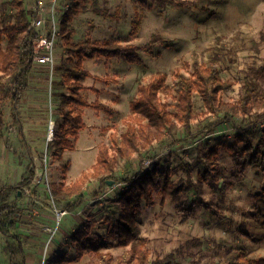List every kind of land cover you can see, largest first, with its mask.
<instances>
[{"label": "rangeland", "instance_id": "obj_1", "mask_svg": "<svg viewBox=\"0 0 264 264\" xmlns=\"http://www.w3.org/2000/svg\"><path fill=\"white\" fill-rule=\"evenodd\" d=\"M12 1L0 0V30L19 21L18 8ZM23 1L32 24L39 3ZM186 1L187 5L174 7L150 0H85V8L69 23L73 32L68 43L133 44L140 57V62L102 55L83 58L90 76L79 93L86 102L98 103L100 108L67 103L63 95H71L72 90L50 67L37 63L21 101L15 104L8 100L4 104L0 188L18 184L28 176L29 166L35 171L24 193H14L10 198L20 208L18 231L24 236L27 264L89 263L95 253L88 249L73 260L83 243L73 241V237L90 221L94 222L91 234L83 239L101 235L100 252L111 253L116 259L125 260L133 243L146 238L153 264H223L229 247L244 248L251 258L264 260V159L252 161L246 152L250 164L244 174L237 175L228 148L237 133L249 132L247 139L254 149L264 150V130L224 129L225 123L247 124L249 120L240 114L224 118L223 114L208 112L198 94L194 96V118L183 124L173 116L176 69L180 67L190 75L193 61L207 60L212 47H218L221 56V78L229 82L221 93L223 101L238 100L246 75H253L255 70L264 75V0ZM62 3L70 7L73 0ZM64 11L60 6L58 21ZM57 25L60 31L59 22ZM156 39L159 43L148 45ZM65 42L60 33L54 50L55 66L63 61L70 63ZM8 43L4 34L0 47L5 49ZM160 73L166 75V83L173 88L170 94H160L171 112L172 122L167 125L157 122L148 109L131 110L139 87ZM70 110L75 115L83 113L85 128L73 140V150L66 149L56 156V137L50 141L51 128L55 133ZM130 125L137 135L135 145L125 137ZM112 138L118 139L122 148ZM103 145L112 157L115 177L104 185L95 172ZM215 147L219 148L218 185L204 182L198 189L192 187L182 197L186 210H178L177 202L169 197H156L152 203L142 200L140 213L130 219L132 224L128 223L135 226L136 239L126 241L129 232L117 219L123 211L120 194L128 190V181L158 161L161 170H170L175 183H188V167L190 179L199 184V175L207 167L203 164L205 153ZM60 184L74 193L69 195L63 189V198L58 199L55 188ZM76 189L84 200L70 209L69 203L79 201ZM63 209L67 214L60 218L57 211ZM7 241L0 235V264H11L3 251Z\"/></svg>", "mask_w": 264, "mask_h": 264}, {"label": "trees", "instance_id": "obj_2", "mask_svg": "<svg viewBox=\"0 0 264 264\" xmlns=\"http://www.w3.org/2000/svg\"><path fill=\"white\" fill-rule=\"evenodd\" d=\"M150 1L160 5L169 4L174 7L188 4L186 0ZM23 3V0L12 1V4L18 8L19 21L0 30V40L5 34L9 41L5 49L0 47V127L4 124V104L8 100H12L15 104L21 101L29 88L30 78L37 63L34 59V41L39 37V33L31 27ZM84 8L85 0H73V4L65 9L59 18V32L63 33L66 41V52L71 56L68 57L70 63L63 61L54 66L53 71L72 90L71 95H63L67 103L74 102L81 106L91 105L100 108V104L86 102L79 93V90L84 88L83 81L90 76V72L83 66V58L102 55L109 58L124 57L129 62H140V57L137 47L133 44L122 45L116 41L110 44L92 41H84L77 45L68 43L73 32L68 28L69 23ZM159 41V39L152 40L148 45L157 44ZM217 48L212 47L209 49L210 53L207 60L195 59L191 64L190 75H186L180 67L176 69V88L174 90L177 103L175 104L173 116L178 122L187 124L194 118L195 94L202 98L204 107L208 112L223 114L224 118H229L230 114H240L251 122L264 116V75L259 70H255L253 75L248 74L242 79L241 93L236 102H225L221 99V93L229 87V82L221 78V56ZM172 92L173 88L166 83V75L160 73V75L153 77L147 85L139 87V95L131 102V110L136 112L140 109H148L157 122L162 125L170 124L172 121L170 119L169 104L161 99L160 94H170ZM83 128H85V122L82 112L75 115L70 110V112L65 113L62 125L54 133L56 137L55 155L61 154L66 149L73 150L75 148L73 140L79 138V132ZM143 128L145 127L143 126ZM250 130L257 131L259 129L250 128ZM248 133H237L235 142L228 147L234 158L237 175L244 174L250 164L245 155L246 152L251 154L252 161H256L258 158L260 160L264 159V150L254 149L251 141L247 139ZM125 137L130 144H137L138 139L133 125L128 127ZM112 140L118 145L120 144L118 139L112 138ZM244 140L245 145L241 148L240 144ZM119 146L122 148L121 145ZM218 152L219 148L215 147L205 153L203 164L207 167L205 172L199 175V184L192 182L190 179L191 173L188 167H185L189 175L188 183L186 185L175 183L170 170H161L158 161H155L144 173L135 174L128 181L130 184L128 190L123 191L119 199L123 211L117 222L124 225L129 232L126 241L136 239V229L135 226L130 225L132 224L130 219L134 220L140 213L142 200L152 203L156 197H161L162 200L169 197L177 202L178 210H186L182 197L187 195L192 187L198 189L204 182L217 186L220 177L219 163L216 159ZM150 158L153 159L154 157ZM113 168L112 157L107 146L103 145L99 148L95 167V172L98 173L102 185L115 178L112 173ZM34 177V167L29 166L28 176L22 178L18 184L5 185L0 188V235L8 239L3 251L10 259L11 264H27V253L24 248V236L18 231L20 208L13 204L10 198L14 193L16 195H19V192L24 193L25 188L30 186ZM63 189L68 190L69 195L74 193L70 188H65L63 184H60L55 188V195L58 199L63 198V195L60 194L61 191H64ZM76 192H79V201L73 204L69 203L70 209L76 208L84 200L82 192L78 189H76ZM93 224L94 222L90 221L87 226L82 227L80 231L75 233L73 241L80 244V241L83 240V243L79 248L80 254L73 259L74 261L81 258L84 249H88L93 251L95 256L87 264H153L149 261L150 254L146 248V238H139L133 243L131 253L125 260L116 259L111 253L100 252V249L103 248L101 235L94 234L90 238L83 239L91 234ZM223 264H264V260L251 258L249 252L244 248L229 247L223 259Z\"/></svg>", "mask_w": 264, "mask_h": 264}, {"label": "built area", "instance_id": "obj_3", "mask_svg": "<svg viewBox=\"0 0 264 264\" xmlns=\"http://www.w3.org/2000/svg\"><path fill=\"white\" fill-rule=\"evenodd\" d=\"M63 0H37L39 7L36 10V16L33 20L31 27L39 33V37L34 41L35 56L34 59L38 65H47L53 71L55 66L54 50L56 41L60 34L58 29V9L64 6L65 9L69 7L66 3H62ZM227 124V125H226ZM231 125V126H230ZM243 126V127H242ZM224 129L229 128L230 132L247 130L250 128H256L264 130V116L253 120L247 124L237 122L235 124L225 123L222 126ZM222 128V129H223ZM50 141L54 139L53 128H51ZM58 216L62 218L67 214L66 210H58Z\"/></svg>", "mask_w": 264, "mask_h": 264}, {"label": "water", "instance_id": "obj_4", "mask_svg": "<svg viewBox=\"0 0 264 264\" xmlns=\"http://www.w3.org/2000/svg\"><path fill=\"white\" fill-rule=\"evenodd\" d=\"M20 193V192H19Z\"/></svg>", "mask_w": 264, "mask_h": 264}]
</instances>
